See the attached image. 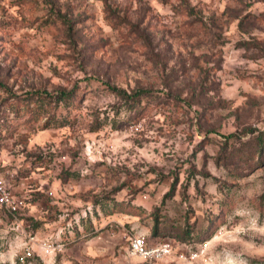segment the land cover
Segmentation results:
<instances>
[{
    "label": "rangeland",
    "instance_id": "374dc122",
    "mask_svg": "<svg viewBox=\"0 0 264 264\" xmlns=\"http://www.w3.org/2000/svg\"><path fill=\"white\" fill-rule=\"evenodd\" d=\"M261 130L264 0H0V264H264Z\"/></svg>",
    "mask_w": 264,
    "mask_h": 264
},
{
    "label": "trees",
    "instance_id": "16d2710c",
    "mask_svg": "<svg viewBox=\"0 0 264 264\" xmlns=\"http://www.w3.org/2000/svg\"><path fill=\"white\" fill-rule=\"evenodd\" d=\"M117 93L128 100H131L129 107L134 109L135 111L138 110L136 108L137 105L140 104V98L142 95V90H135L132 93H127L124 89H115ZM44 92V91H43ZM41 97L36 95L35 92L29 93L27 96L23 98H19L16 100V110H20L21 108H26L32 116L34 117L36 114L39 115L42 110H46V108H50V113H47L45 117V126H48L51 122H55L56 120L53 118L54 108L58 107L60 104L66 108L71 107L74 102L79 99L78 95H76L74 87L69 90L66 89H59L56 93L51 92H44ZM40 98V99H39ZM52 114V115H50ZM54 120V121H51ZM64 124V123H63ZM100 123L93 125V128H98ZM253 144L256 154H262L264 152V130L258 131L253 136ZM207 238L201 239L206 240Z\"/></svg>",
    "mask_w": 264,
    "mask_h": 264
},
{
    "label": "built area",
    "instance_id": "2783aa9c",
    "mask_svg": "<svg viewBox=\"0 0 264 264\" xmlns=\"http://www.w3.org/2000/svg\"><path fill=\"white\" fill-rule=\"evenodd\" d=\"M21 201L10 191L5 179L0 176V205L4 206L10 213L17 211ZM207 240L200 243L199 249L190 251L189 258H194L200 254V250H205ZM43 246L48 248L49 244L43 243ZM128 246L133 254L138 255L144 261L152 262L162 259L171 254V245L168 241L162 240L155 243H149L146 237L138 232H133L128 235ZM30 251H27L29 254Z\"/></svg>",
    "mask_w": 264,
    "mask_h": 264
}]
</instances>
